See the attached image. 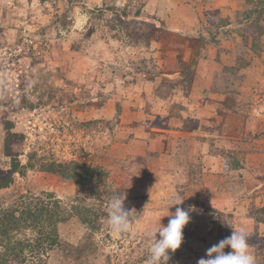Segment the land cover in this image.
Here are the masks:
<instances>
[{"label":"rangeland","instance_id":"obj_1","mask_svg":"<svg viewBox=\"0 0 264 264\" xmlns=\"http://www.w3.org/2000/svg\"><path fill=\"white\" fill-rule=\"evenodd\" d=\"M6 121L20 172L0 208L51 193L66 218L44 264H146L168 182L196 209L168 264L239 227L264 264V0H0V170ZM57 163L104 175L78 184ZM117 189L135 217L123 234L107 225Z\"/></svg>","mask_w":264,"mask_h":264},{"label":"trees","instance_id":"obj_2","mask_svg":"<svg viewBox=\"0 0 264 264\" xmlns=\"http://www.w3.org/2000/svg\"><path fill=\"white\" fill-rule=\"evenodd\" d=\"M21 136L12 130L11 122L6 121L3 153L11 161L8 169L0 170V188L10 185L14 173L20 172L12 144L20 140L18 137ZM53 166L49 167L50 171L71 178L78 184L92 181V173L104 175L93 168H85L89 174L85 170H78L85 167L78 163H74L71 168L60 163L55 165L56 168ZM97 181L101 183V180ZM65 219L59 200L51 193L20 196L12 206L0 208V264H44L48 252L59 244L58 225Z\"/></svg>","mask_w":264,"mask_h":264},{"label":"clouds","instance_id":"obj_3","mask_svg":"<svg viewBox=\"0 0 264 264\" xmlns=\"http://www.w3.org/2000/svg\"><path fill=\"white\" fill-rule=\"evenodd\" d=\"M124 200L125 195L119 189L112 191L107 199V225L116 234L129 232L135 218L134 210L127 209ZM182 200L176 196L166 200L164 214L144 232L148 252L146 264H168L169 253H174L181 246L183 229L191 220L190 213L196 211L195 206L187 209L178 207ZM172 206H177L174 213L169 211ZM163 217H169L166 226L161 224ZM248 237L249 233L243 227L233 229L229 237L208 248L205 257L200 258L197 264H256L249 250ZM226 247L231 251L225 252Z\"/></svg>","mask_w":264,"mask_h":264},{"label":"crops","instance_id":"obj_4","mask_svg":"<svg viewBox=\"0 0 264 264\" xmlns=\"http://www.w3.org/2000/svg\"><path fill=\"white\" fill-rule=\"evenodd\" d=\"M162 172V174L165 176L166 174L168 175V176H171V173L172 172H170V170H168V169H166V168H164V169H162L161 170ZM166 175V176H167ZM211 176H212V179L210 180V181H207V180H205V184H203V187L207 190V192L209 191L210 193V195H208V196H218V195H221V196H223V195H225V191H227L226 190V188H224V186L222 185V186H220L219 184H217V185H215V182H217L218 183V179H214L216 176H217V174H215V173H213V174H211ZM219 176V175H218ZM218 176H217V178H218ZM204 180V179H203ZM212 180H214V182H212ZM202 183H203V181H202ZM222 183H224L223 181H222ZM188 186H196V185H193V184H188ZM204 189V190H205ZM174 191V192H177L178 191V188L176 187V185L174 184V183H169L168 182V184H163L161 187H160V189L159 190H152V191H160V211L161 210H163V205H164V202L166 201V200H168L169 198H171V197H173L174 195H171V191ZM168 196V197H167ZM218 197H220V196H218ZM221 198V197H220ZM180 199H183L182 200V202H187V200L186 199H184V198H180ZM149 201H151V198L149 199ZM200 207H202V206H199V208ZM217 210H219V211H222V209H220V208H216ZM169 210H170V208H169ZM170 211H174V210H170ZM174 213V212H173Z\"/></svg>","mask_w":264,"mask_h":264}]
</instances>
